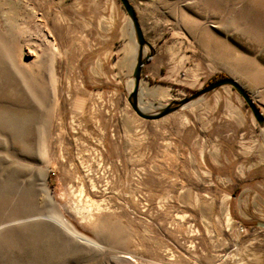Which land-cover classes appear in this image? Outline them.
Wrapping results in <instances>:
<instances>
[{
    "label": "rangeland",
    "instance_id": "rangeland-1",
    "mask_svg": "<svg viewBox=\"0 0 264 264\" xmlns=\"http://www.w3.org/2000/svg\"><path fill=\"white\" fill-rule=\"evenodd\" d=\"M126 1L142 113L223 78L264 96V0ZM106 18L135 51L87 80L80 33ZM138 50L119 0H0V264H264V208L237 216L193 149V104L237 92L142 119Z\"/></svg>",
    "mask_w": 264,
    "mask_h": 264
},
{
    "label": "crops",
    "instance_id": "crops-1",
    "mask_svg": "<svg viewBox=\"0 0 264 264\" xmlns=\"http://www.w3.org/2000/svg\"><path fill=\"white\" fill-rule=\"evenodd\" d=\"M116 24L106 18L101 30H96L95 25L81 31V37L99 38L81 45V57L86 54L88 60L84 66L89 76L87 80H91L96 70L113 69L115 62L133 55L135 46L129 28ZM152 61L150 54L142 68ZM105 82L118 85L121 93L127 91V80ZM240 87L264 117V96ZM192 108L193 149L203 148L201 162L208 165L214 179L224 181L231 193L237 194L233 196L231 210L241 218H248L254 209L264 208V124H257L242 98L227 86L203 96Z\"/></svg>",
    "mask_w": 264,
    "mask_h": 264
},
{
    "label": "water",
    "instance_id": "water-1",
    "mask_svg": "<svg viewBox=\"0 0 264 264\" xmlns=\"http://www.w3.org/2000/svg\"><path fill=\"white\" fill-rule=\"evenodd\" d=\"M119 1L121 2L125 12L127 13V15L129 16V18L132 21V24H133V27L135 30V34H136V40H137V43L139 46L137 60H136L135 66H134L133 71H132V76L134 79L133 88H132L131 93L128 96V102L130 104V107L136 113V115L138 117L145 119V120L159 119V118L164 117L165 115L173 112L177 108V106L183 105L184 103H186L190 99H195V98L199 97L200 95L207 93V92H209L215 88H218L222 85H230L243 98L246 106L249 108V110L252 113L257 124L258 125L264 124V117L262 116V114L260 113V111L258 110L256 105L253 103V101L248 97V95L243 91V89L238 84H236L234 81H232L228 78L220 79L214 83H211V84L205 86L201 90L193 93L189 99H184L180 102H177L175 104V106L167 105L164 108L160 109L155 114L142 113L137 107V94H138V86H139V80H140V75H141V68H142L144 62L149 58V55H150L149 54V55L142 57V46L145 44L146 46L149 47V45H148V43H146L144 41V39L142 37V34H141L140 29L138 27V23H137L133 8L130 6V4L126 0H119Z\"/></svg>",
    "mask_w": 264,
    "mask_h": 264
},
{
    "label": "bare ground",
    "instance_id": "bare-ground-1",
    "mask_svg": "<svg viewBox=\"0 0 264 264\" xmlns=\"http://www.w3.org/2000/svg\"><path fill=\"white\" fill-rule=\"evenodd\" d=\"M47 217L49 218V219H51L53 222H55V223H60V220L59 219H56V218H54V217H52V216H50V215H47ZM62 226V225H61ZM62 229H64V230H66L65 229V227H61ZM67 231V230H66ZM83 240V239H82ZM88 242V241H87ZM89 243V242H88ZM89 244H91V243H89ZM93 245V244H92Z\"/></svg>",
    "mask_w": 264,
    "mask_h": 264
}]
</instances>
